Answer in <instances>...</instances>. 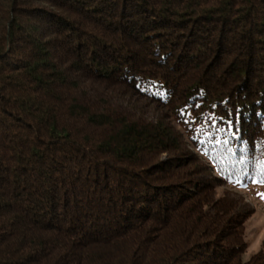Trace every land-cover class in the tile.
Listing matches in <instances>:
<instances>
[{"label": "trees", "instance_id": "16d2710c", "mask_svg": "<svg viewBox=\"0 0 264 264\" xmlns=\"http://www.w3.org/2000/svg\"><path fill=\"white\" fill-rule=\"evenodd\" d=\"M246 181L264 0H0V264H264L209 200Z\"/></svg>", "mask_w": 264, "mask_h": 264}, {"label": "rangeland", "instance_id": "374dc122", "mask_svg": "<svg viewBox=\"0 0 264 264\" xmlns=\"http://www.w3.org/2000/svg\"><path fill=\"white\" fill-rule=\"evenodd\" d=\"M220 65L222 66L216 69H220L221 72L219 74L223 76L224 74H226L224 70L225 65ZM134 100H136L143 106V102L141 100L138 101V99L135 98ZM142 108L147 110L148 108L154 107L152 105L151 107L144 106ZM157 108L154 109L158 110ZM154 112L157 111L154 110ZM159 122L163 125V127L167 126V128H170V131L174 132L175 135L180 136L177 130L174 129L169 121L164 117H161L159 119ZM181 144L182 149L179 150V153L177 151L172 153H163L159 157V162L164 163L169 161L170 159L176 160V158H179V156H181L182 160L181 158L178 159L181 160V162L179 161L177 166H179L178 168H183V170L186 169L184 167L190 161V159H192V156L187 153L190 151V149L182 138ZM184 150H186L187 152H185ZM192 162L195 164V166L191 165L189 167V170L193 169V171L189 172V170H187L186 172L188 173V175L183 177V180L179 179L181 183H186L184 180H193L197 182V180L201 176L205 177L206 173L209 174L208 172L204 171L203 173L201 171V167L199 166V164H202L203 166L205 164L202 160L192 159ZM200 172H202V174H200ZM192 174L194 175V178H192ZM209 190L212 191V197H210L209 200L211 203H213V207L214 205L218 206V204H221V202L227 203L230 206L228 210L225 211V213L228 214V217H230L231 214H235L236 219L244 222L242 236L243 241L246 244V249L242 256L243 260H249L253 255L257 254L260 251L264 252V184L257 183L255 181H246V183L241 185L240 187L232 188L227 185H219L217 183L216 187L211 186Z\"/></svg>", "mask_w": 264, "mask_h": 264}, {"label": "snow or ice", "instance_id": "6c2138e0", "mask_svg": "<svg viewBox=\"0 0 264 264\" xmlns=\"http://www.w3.org/2000/svg\"><path fill=\"white\" fill-rule=\"evenodd\" d=\"M237 122H238V119H237Z\"/></svg>", "mask_w": 264, "mask_h": 264}]
</instances>
